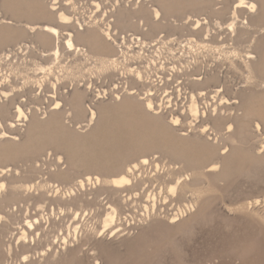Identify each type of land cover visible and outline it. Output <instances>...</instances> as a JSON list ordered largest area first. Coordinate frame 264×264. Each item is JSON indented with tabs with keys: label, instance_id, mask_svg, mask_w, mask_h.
I'll return each mask as SVG.
<instances>
[{
	"label": "rangeland",
	"instance_id": "1",
	"mask_svg": "<svg viewBox=\"0 0 264 264\" xmlns=\"http://www.w3.org/2000/svg\"><path fill=\"white\" fill-rule=\"evenodd\" d=\"M257 2L260 13L262 3ZM143 4L148 7L152 3H141V6ZM0 11L2 17L20 18L14 11ZM132 11L129 8L127 14L132 23L129 26L135 30V27H139V21H143L139 28H146L147 31H142L145 37L150 31V38L163 32L167 40L187 37L192 32L188 26L177 28L169 24L176 19L177 23H183V18L189 12L178 13L174 17L163 15L158 21H164L165 27L155 29L151 25L154 20L151 15L145 17ZM205 15L225 22L229 13L202 14ZM253 21L255 24L234 40H230L225 33L216 37L214 44L224 43L227 48L201 49L195 56L197 61H191L195 63L193 68L181 52H176L183 63L174 68V82L182 81L181 85L189 90L188 100L191 90L200 88L195 84V78L206 79L212 74L218 77V81L205 88L209 104L199 97L201 108L207 109V116L193 126L189 124L188 100L183 107L178 102L176 111L160 112L155 106L163 121H169L172 113L182 116L177 131L170 132L161 125L163 122H156L138 104L125 106L121 103L120 99H116L117 92L99 100H94L97 98L93 96L92 101L89 95L86 96L85 105L95 106L99 114L96 124L87 126V117H77L64 96L62 122L54 128L40 129L38 141L41 145L32 147L35 150L38 147V151L23 157L16 156L7 163L10 168L20 171L21 183L37 184L45 180L51 185L60 184L61 192L58 195L65 200L59 206L50 200L37 201L35 197L39 190L34 187L26 192L28 198L12 208L9 218L0 220V227L4 223L9 225L7 231L0 232V240L4 244L1 249L4 257L0 258V264H264V23ZM253 35L262 40L256 43ZM25 40H28L27 37ZM12 42L9 43H15ZM234 46L239 48L240 56L226 52L230 48L229 51H232ZM4 47H0V51ZM247 52L256 56L258 65L263 59V66L257 67L254 63L253 72L247 69L243 64ZM31 54L32 59L41 60L36 53ZM171 61L174 65L175 57L172 56ZM72 73H76L70 75L75 80L80 77L86 81L93 70L73 69ZM99 74V70L94 71L95 77ZM130 77L118 79L116 75L107 79L106 83H96L92 95L97 94L99 89L109 90L114 85L113 80L117 86H121L120 89L133 85L134 91L137 89L135 94L145 97L147 90L141 85L147 88L148 82L141 80L140 84L134 85L127 81ZM71 80L65 77L62 86ZM218 87L223 88L221 95L213 99L212 90ZM119 92L122 95L124 91ZM223 95L229 99V103L222 102ZM45 105L48 104L43 103V108ZM102 107H109L105 115L101 112ZM214 107L218 109L213 111ZM38 115L41 118L48 114L40 110ZM257 122L261 124L260 131L256 129ZM229 124L233 126L230 131L227 128ZM203 125H208L210 129L199 139ZM25 130L26 127L22 129L23 135ZM73 131L76 133L72 134ZM181 132L191 136L183 144L176 139ZM206 139L211 146L204 144ZM153 145L155 147L151 149ZM164 147L168 148L165 150ZM173 151L185 157L176 158ZM143 153L151 160L159 161L160 167L156 169L154 161L136 171L135 186L122 192V195L134 193V201L126 206V213L113 228L103 230L101 218L112 196L104 182L95 184L93 179L92 185L87 181L83 188L78 184L79 179L87 174L107 179L126 169L127 164ZM214 162L217 163L216 168L209 171V164ZM33 166L38 167V172L30 169ZM60 170L66 172V176L56 175ZM179 177L182 183L178 191L170 194L167 185ZM49 184L45 189L47 195L53 194ZM69 187L75 189L73 200L69 196L65 198ZM152 192L158 194L157 207L150 205L146 209L144 204L148 203ZM85 212L91 214L85 218ZM176 213L179 215L172 219ZM34 214L41 216V228H27L30 238L35 236L36 240L22 243L19 239L20 229ZM70 225L73 228L79 226L77 235L69 233ZM63 236H67L65 243Z\"/></svg>",
	"mask_w": 264,
	"mask_h": 264
},
{
	"label": "bare ground",
	"instance_id": "2",
	"mask_svg": "<svg viewBox=\"0 0 264 264\" xmlns=\"http://www.w3.org/2000/svg\"><path fill=\"white\" fill-rule=\"evenodd\" d=\"M79 3L87 4L79 6ZM141 3L152 4L147 7L145 6L146 4L141 6ZM257 3V0H0V9H8L10 12L14 11L20 16V18H7L0 15V47L5 45L0 51V220H3L5 217L9 218V212L13 211L12 208L28 198L25 196V193L30 192L33 187L39 190L38 196L35 197L37 201L45 202V200H50L59 204V206L61 205V201L64 197L58 195L61 192L60 184L54 185L52 183L51 185L45 180L37 184L21 183L19 180L20 171L17 169L14 170L13 167L10 168L7 162L16 156L23 157L38 151V147H36L37 150L32 147L41 145L38 141V136H40L41 133L40 129L43 127L54 128L59 126L62 122L61 116L65 106L62 98L64 96L68 99L69 105L76 112V116L87 117L86 125L90 126L96 124L99 114L95 106L91 104L85 105V98L89 95V97H91L90 100L93 99V96L97 98L94 100L100 99L99 97L101 95L99 92L92 95V93H95L93 88L97 86L96 83H106L111 76L115 77L116 75H118V79L124 76L128 77V75L131 76L127 81H130V83L134 85L140 84L141 80L149 83L152 78L150 71L142 69L143 72L132 71L129 68L127 60H125L126 55L120 51L122 49V36L126 38L130 33L133 35H142L145 40L157 42L160 47H166L175 59L178 58L179 62L183 63L181 56L176 54V52H181L183 58H185L189 66L193 68L195 63L193 64L191 61H197L195 56L201 49L222 50L223 48H227V44L224 45V43L220 45L214 44V39L222 33H225L230 40H234L237 36L245 33L246 28L252 27L255 24L253 21L254 19L256 23H264V0H259V3H262L260 6V13H258L259 6ZM86 8H90L92 13L95 14H89V16L82 15L80 11ZM129 8L131 11L133 10L132 12L134 14H143L145 17L151 15L154 19L151 25L155 29L165 27V24L163 25L164 21H158L163 15L174 17V15L178 13L189 12L188 15L183 18V23L181 22V24H179L176 22L177 19H174V23L171 22L169 24L177 28L188 26L189 30L192 32L188 34L187 37L169 38L167 40L163 32L157 33L154 36L152 35L150 38L149 36H151L150 34L152 33V31H150L148 33L149 38L145 37L142 31L146 28H139L140 23L143 24V21H139V27L136 28L134 26L135 30H131L132 28L129 25H132V23L127 15ZM141 8L146 10L143 11ZM194 12L200 14H194ZM206 12L216 15L227 12L229 16L228 19L223 22V20H213L208 15L202 16V14H206ZM144 16H142V18H144ZM23 17L24 19H22ZM137 30L141 32H136ZM26 37L28 40H25ZM253 37L256 43L262 40L261 38L258 40L254 35ZM12 41H15V43L12 44ZM8 43L9 45H6ZM229 50L225 51L231 52L236 56L239 55V48L237 46H234L232 51ZM31 53H36L41 60L32 59L33 56ZM255 58L256 56L250 52H247L243 57V64L251 72L254 71L253 64H257L258 61H256ZM154 59L156 58L151 57V60ZM175 62L176 61H174V64ZM262 64L263 59L259 61V65ZM259 65L257 67H259ZM83 68L93 70L88 80L82 81L80 77L78 80H75L74 76H70L76 74L72 73L73 69L82 70ZM56 69L58 70L55 71ZM96 70L100 71L98 77L94 76V71ZM108 71L117 73L112 74L111 72L108 74ZM65 77H70L72 80L66 86H62L64 85ZM195 79V84L200 86V88L193 89V91L191 90L187 102V113L188 117L191 118L189 121L191 126L202 117L207 116V109L201 108L199 97H203L205 103L209 104L205 88L207 85L213 84L212 82L218 81V77L216 74H212L206 79L202 77ZM112 83L114 85L117 84L113 80ZM141 86L146 89L147 92L149 91L144 85ZM133 87L132 85V87L128 89H124V87L120 89L119 91H124L122 95L117 91L118 96H116V99H120V101H122L121 103L125 106L133 105V103H135V105L138 104L141 110L146 112L156 122L159 124L163 122L161 125H164L165 130H169L170 132L177 131V127L182 123V116L177 113H172L169 121H163V116L155 110L154 100L146 96L141 98L136 95L137 89L134 91ZM104 89L105 88H103V90ZM222 89L221 87L213 89L214 95L212 98L215 99L220 96ZM122 96H124V98ZM221 100L222 102L229 103V99L225 95L221 96ZM43 103H47L48 105H45L46 107L43 108ZM217 107H214L213 111H216L218 109ZM108 108L109 107H102V114L105 115L109 111ZM183 109H185V107ZM40 110L42 113L48 115L40 118L38 115V111ZM249 110L252 109L249 108ZM24 127H26V132L23 135L22 129ZM227 128L229 131L232 130V124H229ZM209 129L208 125H203L200 129L199 139H202V135ZM256 129L259 131L261 130V124L259 122L256 123ZM71 133L73 134L76 132L73 131ZM177 136L178 138L176 139L182 142L181 144H183L185 139L191 138L187 132H181ZM204 144L208 147L212 145L208 140L204 142ZM201 145L202 144L199 146ZM154 147L155 145H153L151 149H154ZM263 147L264 144L262 148ZM167 148L168 147H164L163 149L166 150ZM173 152L176 158L185 157L181 153L180 155L175 151ZM154 161V165L156 169H158L160 167V162L151 160L146 153H143L137 160H133L131 163L127 164L126 169L119 170L107 179H102L99 175L93 177L91 174H87L85 178L81 177L79 179L78 184L83 188L87 181L91 182L92 185L93 179L95 184L104 182L109 190L110 196H112V199L108 200V206L101 218L103 230L111 228L116 222L121 220L122 215L126 213V206L129 205L132 200L134 201V197L136 196L133 195L134 193L132 195H122V192L128 191V188L131 186H135L134 179L137 178L136 171L139 170L141 166L150 165L151 162ZM216 166L217 163L215 162L209 164L208 170L211 171L215 169ZM37 168L33 166V168L30 169L36 173L38 172ZM56 175L66 176V172L60 170L57 171ZM180 178L181 177H179L177 181H173L167 185L170 194H175L178 191L182 183ZM48 184L51 186L52 192L55 194L54 196L52 193L51 195H47L45 192ZM74 194L75 189L69 187L68 194L66 193L65 198L69 196L70 199L73 200ZM157 195L156 192H152L149 195L148 203L144 204L146 209H148L150 205H152L153 208L157 207ZM167 198L166 196L165 199ZM188 206L191 209L190 205ZM9 208H11V210ZM60 209L62 211L64 210L63 207H60ZM54 210L55 208L53 212ZM90 214L91 212L83 213L85 218ZM178 215L179 213H176L172 219H175ZM77 216L78 213H76V217ZM47 219L50 218L48 217ZM41 222V216H39V214H34L32 219H27L26 224L22 227L20 226L19 239L22 243H31L36 240L35 236L30 238L29 229L41 228ZM8 229L9 225L4 223V225L0 227V232H5ZM69 229V233L74 232L73 235H77L80 228L78 225H75L74 228L70 225ZM71 229H73V231H71ZM9 242H11V240ZM63 242H67V236H63ZM3 245V241L0 240V258L4 257V255L1 254ZM11 248L13 247L11 246Z\"/></svg>",
	"mask_w": 264,
	"mask_h": 264
},
{
	"label": "built area",
	"instance_id": "3",
	"mask_svg": "<svg viewBox=\"0 0 264 264\" xmlns=\"http://www.w3.org/2000/svg\"><path fill=\"white\" fill-rule=\"evenodd\" d=\"M85 4L87 3H79V6ZM80 12L87 16L95 14L90 8ZM121 48L120 51L126 55L125 60H127L132 71H150L152 81L148 83L147 89L149 91L144 92V95L154 100L159 111L167 112L172 111V109L176 111L178 102L181 106L187 102L189 90L181 85L182 81L174 82L173 77L174 68L180 63L179 59H175L176 64L173 65L170 59L172 53L166 47H160L157 42L145 40L142 35L130 33L126 38L121 37ZM151 57L156 59L151 60ZM120 87L115 84L109 90H97L101 95L99 98H107L111 93L120 90ZM128 88L129 86L125 85L124 89Z\"/></svg>",
	"mask_w": 264,
	"mask_h": 264
},
{
	"label": "snow or ice",
	"instance_id": "4",
	"mask_svg": "<svg viewBox=\"0 0 264 264\" xmlns=\"http://www.w3.org/2000/svg\"><path fill=\"white\" fill-rule=\"evenodd\" d=\"M178 123V122H177Z\"/></svg>",
	"mask_w": 264,
	"mask_h": 264
}]
</instances>
